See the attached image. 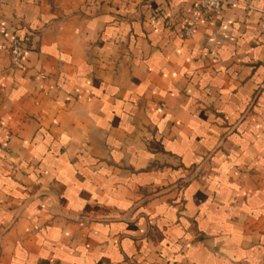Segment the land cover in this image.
<instances>
[{
  "label": "crops",
  "instance_id": "crops-1",
  "mask_svg": "<svg viewBox=\"0 0 264 264\" xmlns=\"http://www.w3.org/2000/svg\"><path fill=\"white\" fill-rule=\"evenodd\" d=\"M0 264H264V0H0Z\"/></svg>",
  "mask_w": 264,
  "mask_h": 264
},
{
  "label": "built area",
  "instance_id": "built-area-1",
  "mask_svg": "<svg viewBox=\"0 0 264 264\" xmlns=\"http://www.w3.org/2000/svg\"><path fill=\"white\" fill-rule=\"evenodd\" d=\"M229 0H199V7L203 14L210 15L218 11ZM29 48L20 38L11 41V53L13 64L21 65L22 58L27 55Z\"/></svg>",
  "mask_w": 264,
  "mask_h": 264
}]
</instances>
